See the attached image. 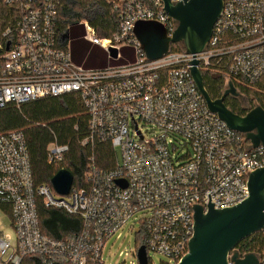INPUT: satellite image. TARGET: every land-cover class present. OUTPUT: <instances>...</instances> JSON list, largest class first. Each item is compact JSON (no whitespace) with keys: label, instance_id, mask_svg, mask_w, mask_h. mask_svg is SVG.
Masks as SVG:
<instances>
[{"label":"built area","instance_id":"2783aa9c","mask_svg":"<svg viewBox=\"0 0 264 264\" xmlns=\"http://www.w3.org/2000/svg\"><path fill=\"white\" fill-rule=\"evenodd\" d=\"M2 1L14 15L0 36V110L77 94L88 117L80 145L89 156L77 185L74 179L61 195L52 184H35L24 130H4L0 122V205L15 233L0 231V264H105L106 242L138 215L140 242L125 255L138 259L144 247L147 264L151 253L179 264L194 235L195 207L207 212L210 205L243 203L250 174L264 168V146L254 147L211 111L191 71L197 60L201 73L225 75L227 88L233 82L238 92L264 94V0H223L202 52L170 48L156 60L146 56L134 26L156 21L172 36L177 23L163 0H107L118 31L101 40L83 20L84 39L110 58V48L117 49V60L131 48L134 60L99 67L78 64L70 42L59 36L64 0ZM98 144L114 149L113 166L97 163ZM69 151L56 138L49 144L47 162L56 173L66 169ZM40 203L79 218L81 228L62 238L44 233ZM259 233L263 244L256 255L264 264V227Z\"/></svg>","mask_w":264,"mask_h":264},{"label":"trees","instance_id":"16d2710c","mask_svg":"<svg viewBox=\"0 0 264 264\" xmlns=\"http://www.w3.org/2000/svg\"><path fill=\"white\" fill-rule=\"evenodd\" d=\"M13 15V9L0 0V36ZM83 20H87L95 28L99 37L104 39L113 37L118 31V21L111 12L108 1L64 0L60 7L58 20L59 36L70 42L74 60L78 64L86 67L107 65V60L99 57L101 47L89 43L95 47L96 52L86 54L85 28L80 25ZM171 49L184 51V46L181 43L172 44ZM133 60V50L126 47L123 49V58L109 63L120 64ZM202 76L205 89L210 97L214 100L221 98L227 88L225 75L202 71ZM236 86L238 87V85ZM238 90L241 92L244 89L238 87ZM246 94L248 99L255 100L258 106L264 108V94L250 91ZM225 104L234 113L241 116L246 115L248 111L241 102H236L231 98H225ZM85 111L77 94L46 97L24 105L21 110L13 105H7L0 110V122L4 130L23 129L26 134L36 185H51V180L56 174V169L47 162V149L55 138L60 143L70 146L65 167L73 173L75 186L83 176L89 156V151L80 145V140L88 133V117ZM95 150L96 160L100 166L111 167L114 165L115 151L109 144H98ZM38 210L41 229L48 235L62 238L70 230L78 231L81 228V220L77 217H70L61 211L47 209L41 203ZM262 244L260 233L257 232L242 240L235 250L241 256L248 253L256 254Z\"/></svg>","mask_w":264,"mask_h":264},{"label":"water","instance_id":"95a60500","mask_svg":"<svg viewBox=\"0 0 264 264\" xmlns=\"http://www.w3.org/2000/svg\"><path fill=\"white\" fill-rule=\"evenodd\" d=\"M163 2L165 11L177 23L172 36L168 35L163 24L156 21H138L134 26V34L148 59L162 58L172 44H183L189 54L202 52L223 10V0ZM110 56L117 58V49L110 48ZM192 65V75L211 111L216 112L230 128L243 133L254 147L264 146V108L255 106L244 116L234 113L225 104L227 96H238L234 83L229 82L223 96L214 100L205 89L198 61L194 60ZM73 182L74 175L67 169L59 170L51 180L52 186L61 195L69 193ZM248 186L250 196L236 206L215 209L210 205L207 212L200 205L195 207L194 235L189 243V252L179 264L259 263L255 253L241 256L235 248L264 227V168L250 174ZM138 259L140 264H147L144 247L139 249Z\"/></svg>","mask_w":264,"mask_h":264},{"label":"rangeland","instance_id":"374dc122","mask_svg":"<svg viewBox=\"0 0 264 264\" xmlns=\"http://www.w3.org/2000/svg\"><path fill=\"white\" fill-rule=\"evenodd\" d=\"M102 40V38H101ZM86 41V54L88 55L90 52H96L95 47L90 42ZM97 48V47H96ZM99 48V47H98ZM99 57L107 60V64L109 62H115L117 59L110 58L108 53L103 51L102 49L99 51ZM116 64V63H111ZM118 157L120 160L122 159L121 150L117 149ZM141 215H138L135 219H131L129 222L125 224V226L120 229V231L115 234L111 239H109L103 250V260L105 264H133L132 261H135L134 264H138V259L132 253L130 256H126V252L135 251L138 241L140 242L139 232V223H135L139 220ZM3 228V232L5 235L14 236V230L11 227V218L6 208L0 205V231ZM123 253V254H121ZM151 264H167L169 263L168 258L161 254L151 253Z\"/></svg>","mask_w":264,"mask_h":264},{"label":"flooded vegetation","instance_id":"af4514ba","mask_svg":"<svg viewBox=\"0 0 264 264\" xmlns=\"http://www.w3.org/2000/svg\"><path fill=\"white\" fill-rule=\"evenodd\" d=\"M226 98L234 99L236 102L241 104L248 110L246 114L252 110L255 106H258L255 100L248 99V96L244 92H238V96L229 95Z\"/></svg>","mask_w":264,"mask_h":264}]
</instances>
